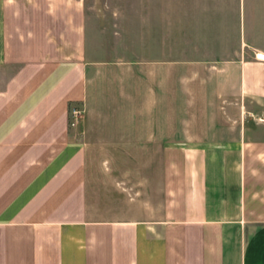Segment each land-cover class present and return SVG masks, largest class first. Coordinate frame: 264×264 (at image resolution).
I'll return each instance as SVG.
<instances>
[{
    "label": "crops",
    "instance_id": "1",
    "mask_svg": "<svg viewBox=\"0 0 264 264\" xmlns=\"http://www.w3.org/2000/svg\"><path fill=\"white\" fill-rule=\"evenodd\" d=\"M190 1L105 59L85 0H0V264H264V0Z\"/></svg>",
    "mask_w": 264,
    "mask_h": 264
},
{
    "label": "rangeland",
    "instance_id": "2",
    "mask_svg": "<svg viewBox=\"0 0 264 264\" xmlns=\"http://www.w3.org/2000/svg\"><path fill=\"white\" fill-rule=\"evenodd\" d=\"M85 5L91 14V27L99 31L102 43L103 58H143L145 18L153 17L155 27L153 33L159 34V16L168 6H173L176 29L169 30L181 40H192L195 47V1L184 0L175 4H167L161 0H85ZM147 18V19H148ZM148 33V32H147ZM185 45V44H184ZM191 45V46H193ZM154 52V51H153ZM195 58V50L181 51L179 55L169 52V58ZM175 118L169 115L170 119Z\"/></svg>",
    "mask_w": 264,
    "mask_h": 264
},
{
    "label": "built area",
    "instance_id": "3",
    "mask_svg": "<svg viewBox=\"0 0 264 264\" xmlns=\"http://www.w3.org/2000/svg\"><path fill=\"white\" fill-rule=\"evenodd\" d=\"M72 114H73L74 117L76 118V117L80 114V111H79V110H73V111H72Z\"/></svg>",
    "mask_w": 264,
    "mask_h": 264
},
{
    "label": "bare ground",
    "instance_id": "4",
    "mask_svg": "<svg viewBox=\"0 0 264 264\" xmlns=\"http://www.w3.org/2000/svg\"><path fill=\"white\" fill-rule=\"evenodd\" d=\"M261 57H264V55H260Z\"/></svg>",
    "mask_w": 264,
    "mask_h": 264
}]
</instances>
